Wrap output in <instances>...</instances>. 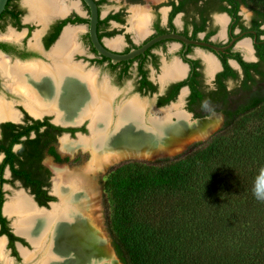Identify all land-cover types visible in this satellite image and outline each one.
<instances>
[{
	"label": "trees",
	"instance_id": "trees-1",
	"mask_svg": "<svg viewBox=\"0 0 264 264\" xmlns=\"http://www.w3.org/2000/svg\"><path fill=\"white\" fill-rule=\"evenodd\" d=\"M241 5L252 12L258 61L232 56L244 69L241 87L249 89L256 82L251 69L264 81V0H218V9L235 19ZM222 74L237 77L228 65ZM234 102L208 139L171 157L130 160L107 172V231L121 264H264V201L253 195L254 178L264 168V89ZM0 127V207L2 183L9 181L2 177L5 166L46 206L53 197L43 188L49 171L41 159L49 154L63 161L52 143L67 129L28 115L24 124ZM0 221L6 222L1 212Z\"/></svg>",
	"mask_w": 264,
	"mask_h": 264
},
{
	"label": "flooded vegetation",
	"instance_id": "flooded-vegetation-1",
	"mask_svg": "<svg viewBox=\"0 0 264 264\" xmlns=\"http://www.w3.org/2000/svg\"><path fill=\"white\" fill-rule=\"evenodd\" d=\"M94 1L98 8L97 37L101 45L112 53L125 54L133 48L140 47L151 38L164 33L182 35L189 40L206 44L185 43L176 38H166L153 43L141 54L114 62L104 54L98 53L93 47L89 37L90 13L87 5L82 0L76 2L74 0H59L60 8L54 9L45 20L41 21L30 15V7L25 3V0H7L4 9L0 13V34L7 32L8 35L11 32L12 35L0 36V59L1 57L5 58L10 64L14 62L19 64L37 63L44 64L43 66L45 67H54V58L50 52H52L66 25V27L78 28L75 32L77 35H74L69 40L67 49L61 55H68L67 59L69 58V63H73V65L74 63L75 65L81 64L83 74L87 72L91 74L92 72L91 76L94 75L98 87L105 88L108 91L107 93H116L113 100L114 106H118L129 98L136 97L146 102V113H148L150 104L146 99H142L139 96H155L156 107L166 105L179 96L180 104H182L183 99L185 109L191 112L193 117L196 114H200L199 117H209L211 114L218 113L222 116L223 121V110L226 107H233L236 96L241 93H252L256 90L264 89V81L260 80L261 77L255 74L254 69H251V72L256 82L249 89L241 87L245 78L244 69L240 62L232 56V53L237 52L244 62L258 61L254 46L256 42L255 36L250 35L255 33L250 28L252 12L248 9L251 16L248 21L244 20L240 14V9L243 5L239 7L237 11L239 17L235 19L227 11L218 9V0H149L145 5L143 0H119L120 4L118 7L107 8L108 10L104 13H102V6L108 0ZM80 4L82 11L85 13L84 15L81 14ZM135 7L145 12V26L139 30L135 29L138 19L134 10ZM58 10L60 11L58 12ZM220 16L225 18L224 23L219 20ZM74 17H79L82 20L72 22L71 19H74ZM261 27H264V23ZM83 28H85V31L80 37L79 35ZM36 33H38L37 36ZM221 37L222 40L218 39ZM260 37L264 38V35ZM243 39L248 40L250 43V54H247L238 43ZM114 40L117 41V44ZM207 44L221 47L222 49L216 50ZM169 46L174 48L169 49ZM171 52L174 53V58L169 59L168 55ZM209 61H214L215 65L213 67L209 66ZM176 63H180L183 66L184 73L177 77L167 75L166 71L174 69ZM225 65L234 70L237 73V77H233L230 74L218 76L219 73H223ZM158 71L160 72L159 74L157 73ZM185 80L187 81L186 83L179 85ZM127 82H130L129 89H121L120 87ZM6 83H8V80L0 70V93H3L0 94V100L8 105L10 102L6 98L7 93L15 95L18 101L22 99L19 94V96L17 95V93L22 92L17 89H9V84ZM88 92L90 93L88 90L75 91L67 89V93ZM126 93L138 94L137 96L125 97L126 99L119 101L118 97ZM10 101L13 102V106L11 104L8 106L18 112V119L0 120V126L4 122L24 124L26 115L32 119L42 120L47 118L50 123L67 129L56 134V140L52 143L54 147L58 139L65 134H67L69 139H77L78 135L86 136L89 133V118L83 119L79 123L66 124L67 126L64 127L61 123L55 122L54 119L51 121L49 116L54 117L51 113H43L41 119L34 118L40 116H34L23 104L18 101L14 102L16 100ZM15 103H19L18 106H14ZM180 108L184 111L181 106ZM151 109L153 110L154 108ZM19 146V144L14 145L13 150L18 149ZM82 152L89 154L88 150L83 151L81 147H78L73 153L67 152L64 156L59 155L63 159L60 162L56 161L52 155L44 154L41 164L49 171L47 177L49 185L43 188L47 190V195L53 197V200L47 201L46 206H48V202L56 200V197L59 201V197L49 190L54 173L48 165H44V157L49 155L52 157L50 158L52 162L57 165H63L69 159H76L78 154ZM3 158L4 153L0 152V163ZM2 177L9 181L2 183L1 186L4 200L1 204L0 212L5 217L6 222L1 223L0 221V259L3 258L8 264H24L21 263L22 259L28 263L40 264L42 252H38L36 246L24 234L17 231V227L14 226L13 222L16 215H9L4 212L5 202L15 195L14 193L13 196L9 197L8 193H6L7 183L19 185L22 190H17L16 192H24L30 198L35 209L48 210L51 207L48 209L38 208L34 204H38V202L34 194L31 193V189L23 186L19 179H13L8 166H5ZM12 218L13 221L11 222L10 219ZM10 233L16 238L11 237ZM47 235L46 237L49 239V235ZM45 243L43 248L48 244L47 241ZM26 245L31 246L32 249H28L25 247ZM0 264L3 263L0 262Z\"/></svg>",
	"mask_w": 264,
	"mask_h": 264
},
{
	"label": "bare ground",
	"instance_id": "bare-ground-1",
	"mask_svg": "<svg viewBox=\"0 0 264 264\" xmlns=\"http://www.w3.org/2000/svg\"><path fill=\"white\" fill-rule=\"evenodd\" d=\"M25 3L30 7V15L40 21L60 8L59 0H25ZM134 10L138 17L135 29L139 30L145 26V12L136 7ZM219 20L225 22L222 16ZM76 29L65 27L50 52L54 67L37 63L10 64L1 57L0 70L8 80L9 89L22 92L17 93L22 97L21 103L34 116L51 113L55 116L54 121L61 124H75L89 118L90 136L78 135L77 139H69L63 135L59 146L62 153H73L81 147L88 150L91 157L78 168L57 165L50 158L45 159L54 173V193L59 197L58 203L50 205L51 209H35L22 191L15 192L3 209L9 215H16L14 226L36 246L38 252H42V264H116L118 261L100 226L88 214L87 196L95 197L96 194L90 181L91 173L102 171L128 156H150L161 149L175 151L188 139L207 136V128L213 120L206 117L191 121L179 103L151 111L147 118L144 117L145 101L135 97L114 106L116 93H107L105 88L98 87L92 72L83 74L81 64L73 65L69 63L68 55H61L69 40L77 35ZM240 44L250 54L248 40ZM208 64L211 67L215 65L214 61ZM183 71V66L176 63L174 69L166 71V74L177 77ZM67 89L88 90L90 93H67ZM8 105L0 100V120H17L18 112ZM46 241L48 244L43 248Z\"/></svg>",
	"mask_w": 264,
	"mask_h": 264
},
{
	"label": "rangeland",
	"instance_id": "rangeland-1",
	"mask_svg": "<svg viewBox=\"0 0 264 264\" xmlns=\"http://www.w3.org/2000/svg\"><path fill=\"white\" fill-rule=\"evenodd\" d=\"M65 1V0H64ZM75 2L76 1H78V0H74ZM147 2H149V0H143V3H144V5L147 3ZM74 3V2H73ZM119 4H120V1L119 0H108L107 1V3L106 4H103V6H102V13H104L105 11H107L108 9L107 8H111V7H118L119 6ZM80 11H81V14H85L84 13V11H82V6H81V4H80ZM240 14H241V16L243 17V19L244 20H247L248 21V19H249V17L251 16V13H250V11L245 7V6H241V9H240ZM35 29H37V28H35ZM83 31H85V28H83V30H82V32L80 33V37L82 36V33H84ZM10 33V32H9ZM9 33H8V35H7V32H4V33H2V34H0V36H10L9 35ZM34 38H35V34H34ZM218 39H220V40H222V37L221 38H218ZM30 40V39H29ZM79 40H80V38H79ZM244 40V39H243ZM242 40V41H243ZM137 42V41H136ZM240 42H241V40L238 42L239 44H240ZM248 43H249V41H248ZM241 45V44H240ZM249 46H250V43H249ZM174 47H171V46H169V49H173ZM170 51H172V50H170ZM250 51H251V49H250ZM163 56V55H162ZM170 58L169 59H172V58H174V53L173 52H171V53H169V55H168ZM150 73H152V71H150ZM158 74L160 73L159 71L157 72ZM129 84H130V82H127V83H125L124 85H122L120 88L121 89H129ZM232 85V84H231ZM0 94H3V93H0ZM137 94L138 93H126V94H123L121 97L119 96L118 97V99H119V101L120 100H122V99H126L125 97H129V96H137ZM18 95V94H17ZM19 96V95H18ZM140 98H142V99H146V101L150 104V107H148V110H149V112H151V111H155L156 109H155V96H149V95H146V96H144V97H142V96H139ZM8 100H6V101H8V102H10L11 103V105L13 106V102L12 101H10V100H16V101H14V102H17L18 101V99H17V97L15 96V95H13L12 93H7V97H6ZM136 98V97H135ZM117 99V100H118ZM137 100H140V99H138V98H136ZM128 100V99H127ZM180 97L178 96L175 100H173V102L171 103V104H177V103H181L180 101ZM141 101H144V100H141ZM18 102H20L21 103V99L18 101ZM124 102V101H123ZM123 102H121L120 104H122ZM116 103H117V101H116ZM19 104V103H18ZM18 104L17 103H15L14 104V106H18ZM22 104V103H21ZM119 104V105H120ZM171 104H169L168 106H171ZM145 106L147 107V104H146V102H145ZM167 106V107H168ZM181 107H182V109H185V107H184V100L182 99V104L180 105ZM146 107H145V118H147L148 117V115H150V114H148V113H146ZM151 108H154L153 110L151 109ZM186 110V109H185ZM147 115V116H146ZM159 115V114H158ZM53 116H54V114H53ZM50 118H51V121H53V119L55 118V116L54 117H52V116H49ZM209 117L210 118H212V120H213V122L209 125V127L207 128V132H206V135L207 134H209L210 133V135L213 133V132H215V131H217L219 128H221V125H222V123H223V121H222V116L220 115V114H218V113H214V114H211V115H209ZM172 120H175V117H173L172 118ZM89 123H90V119H89ZM88 123V124H89ZM89 129V128H88ZM91 135V132H90V130H89V133H88V135H86V136H90ZM209 135V136H210ZM61 138V137H60ZM60 138L58 139V141L56 142V145H55V151L60 155V156H64L65 154H67V153H62L61 152V150H60V146H59V141H60ZM76 139V138H75ZM196 139V138H195ZM208 139V138H207ZM192 140V141H191ZM204 140H206V139H204ZM204 140H200V139H196L195 141L193 140V139H188V140H186L185 142H183V143H181L180 144V146L177 148V149H175V151H172V152H169V151H167V150H163V149H161V150H159V151H157V152H155V153H153V154H150V156H128L127 158H123V159H121V160H119V161H117V162H114V163H112V164H110V165H108V167H106L104 170H100V171H96L95 173H91V183H93L92 184V188H93V191L94 192H96V194H95V197H92V196H90V195H88V196H90V197H88L87 196V199H89L88 201H87V210H88V214L90 215L89 217L93 220V217H94V220H95V222H96V224H97V226L100 228V231L104 234V237L106 238L105 239V241H106V243H107V245H108V247L109 248H111V244H110V238H109V234H108V231H107V203H106V199H105V196H104V193H103V189H102V183H103V180H104V178H105V176H106V174H107V172L111 169V168H113V167H115V166H117V165H119L120 163H123V162H126V161H130V160H139V161H148V160H153V159H155V158H158V157H164V156H169V157H171V156H174V155H176V154H179V153H181V152H183V151H185L186 149H187V147L189 146V145H191L192 143H194V142H197V141H204ZM183 150V151H182ZM84 151V150H83ZM89 152V151H88ZM176 152H179V153H176ZM83 154V155H82ZM90 154V153H89ZM87 152H82V153H80V154H78V157H76V159H69V161L68 162H65L63 165H67L68 167H70V168H78V167H82L87 161H89V159H90V155H89ZM47 158H52V157H50L49 155H46L45 157H44V159H43V163H44V165H46V163H45V159H47ZM47 166V165H46ZM53 182L54 181H51L50 182V187H49V190H50V192L51 193H54L53 192V190H54V185H53ZM8 185H7V188H6V193H8V195H9V197H11V196H13L14 195V193L17 191V190H22V188L19 186V185H17V184H15V185H13V184H10V183H7ZM85 193V192H84ZM92 197V198H91ZM92 200H93V202H92ZM54 203L55 202H59L58 201V198L56 197V200H54L53 201ZM90 204H92L91 206H90ZM50 207V205H48L47 206V209ZM90 210V211H89ZM98 218V219H97ZM97 219V220H96ZM11 220V222L13 221V218L12 219H10ZM102 229V230H101ZM16 232V231H15ZM23 236V235H22ZM25 247H27L28 249H32V247L31 246H29V245H26ZM117 260V259H116ZM5 261V262H4ZM22 262L21 263H24V264H32L33 262H30V263H28V262H26L25 260V262L23 261V259L21 260ZM0 262H2L3 264H8L7 262H6V260H4L3 258H1L0 259ZM116 264H120L119 262H116Z\"/></svg>",
	"mask_w": 264,
	"mask_h": 264
},
{
	"label": "water",
	"instance_id": "water-1",
	"mask_svg": "<svg viewBox=\"0 0 264 264\" xmlns=\"http://www.w3.org/2000/svg\"><path fill=\"white\" fill-rule=\"evenodd\" d=\"M88 7L89 9V37H90V41L93 45V47L95 48V50L98 52V53H102L104 54L105 56L109 57L112 59V61H117V60H124V59H129V58H132L138 54H141L143 53L149 46H151L153 43L159 41V40H162V39H166V38H176V39H179L185 43H200L198 41H193V40H189L187 39L186 37L182 36V35H178V34H174V33H164V34H160V35H157L153 38H151L150 40H148L147 42L143 43L140 47L138 48H133L132 50H130L129 52L125 53V54H117V53H112L110 51H108L107 49H105L98 37H97V32H96V26H97V21H98V8H97V5H96V2L94 0H82ZM7 0H0V13L2 12V10L4 9L5 7V4H6ZM66 27V25L64 26V28ZM38 35V33H36ZM202 45H205L206 43H200ZM209 45V44H207ZM211 46L213 49H222L221 47H217V46H214V45H209ZM173 101L169 102L168 104L166 105H163V106H158V107H155L156 110H159L161 108H164V107H167L169 104H171ZM184 111L186 113L189 114L190 118H191V121H194V120H198V119H203V118H206V117H193L192 113L185 110ZM34 117V116H33ZM42 116L40 117H34V118H42ZM19 122V121H18ZM62 126H67L66 124H62ZM67 135V134H65ZM210 133L207 135V136H203L202 138H199L200 140H204V139H207L209 137ZM198 140V139H197ZM195 141V140H194ZM183 151V150H182ZM176 153H179V152H176ZM53 203V201H50L48 202V205H51ZM38 208H46L47 209V206H39L38 204L34 203ZM111 251L113 252V255L115 256V258L117 259V261L120 263L119 259L117 258L112 246H111ZM121 264V263H120Z\"/></svg>",
	"mask_w": 264,
	"mask_h": 264
},
{
	"label": "clouds",
	"instance_id": "clouds-1",
	"mask_svg": "<svg viewBox=\"0 0 264 264\" xmlns=\"http://www.w3.org/2000/svg\"><path fill=\"white\" fill-rule=\"evenodd\" d=\"M253 195L257 200L264 201V168H261L254 178Z\"/></svg>",
	"mask_w": 264,
	"mask_h": 264
}]
</instances>
